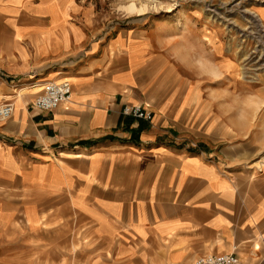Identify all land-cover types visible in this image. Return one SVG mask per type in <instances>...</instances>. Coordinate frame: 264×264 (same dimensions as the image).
Here are the masks:
<instances>
[{"label":"crops","instance_id":"obj_1","mask_svg":"<svg viewBox=\"0 0 264 264\" xmlns=\"http://www.w3.org/2000/svg\"><path fill=\"white\" fill-rule=\"evenodd\" d=\"M66 2L0 0V105L13 104L0 120V264H264V175L171 139L224 132L203 87L167 64L156 30L99 38ZM46 81L70 82L71 100L36 109Z\"/></svg>","mask_w":264,"mask_h":264},{"label":"rangeland","instance_id":"obj_2","mask_svg":"<svg viewBox=\"0 0 264 264\" xmlns=\"http://www.w3.org/2000/svg\"><path fill=\"white\" fill-rule=\"evenodd\" d=\"M66 1L82 13L73 19L82 18L99 38L156 30L167 64L203 87L210 116L224 126L208 144L197 131L172 132L171 139L212 162L225 148L226 169L264 175V23L257 13L264 0ZM132 2L147 5L145 13L127 12Z\"/></svg>","mask_w":264,"mask_h":264},{"label":"built area","instance_id":"obj_3","mask_svg":"<svg viewBox=\"0 0 264 264\" xmlns=\"http://www.w3.org/2000/svg\"><path fill=\"white\" fill-rule=\"evenodd\" d=\"M72 86L68 81H46L41 93L34 100V107L40 111H52L63 103L71 100ZM13 112V104L7 102L0 105V120L10 117ZM123 114L135 119H145L151 121L152 111L140 106L125 104L122 109ZM196 264H240L234 253L205 254L197 259Z\"/></svg>","mask_w":264,"mask_h":264},{"label":"bare ground","instance_id":"obj_4","mask_svg":"<svg viewBox=\"0 0 264 264\" xmlns=\"http://www.w3.org/2000/svg\"><path fill=\"white\" fill-rule=\"evenodd\" d=\"M124 8L129 13H136L137 15H139L145 13L147 9V5L137 6L135 2H132L129 5L125 6Z\"/></svg>","mask_w":264,"mask_h":264}]
</instances>
